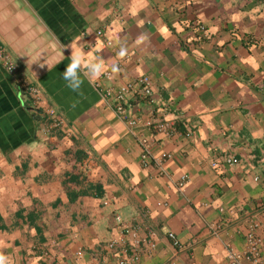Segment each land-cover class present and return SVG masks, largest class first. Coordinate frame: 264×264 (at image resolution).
<instances>
[{"label":"crops","instance_id":"obj_1","mask_svg":"<svg viewBox=\"0 0 264 264\" xmlns=\"http://www.w3.org/2000/svg\"><path fill=\"white\" fill-rule=\"evenodd\" d=\"M0 46V264L264 259V0H0Z\"/></svg>","mask_w":264,"mask_h":264},{"label":"built area","instance_id":"obj_2","mask_svg":"<svg viewBox=\"0 0 264 264\" xmlns=\"http://www.w3.org/2000/svg\"><path fill=\"white\" fill-rule=\"evenodd\" d=\"M101 31H96V34H100ZM108 44L109 42L106 41ZM0 66L9 74L16 72V64L12 61L10 56L4 51V49L0 46ZM104 78H109L110 74L108 72H103ZM27 88V94L34 102H37L39 99L38 91L35 87L32 86H26ZM128 92H131L135 99L133 103L128 101L127 95ZM105 96L110 97L113 105L114 110L118 114H124L126 110L132 106H135L138 103H149L151 102V84L149 79L146 76H141L137 78L133 84H126L123 86H120L116 89L107 87L105 88L104 92ZM47 115L50 117L51 124L53 126H57L60 123V118L58 115L55 114V112L51 109L45 110ZM130 124H134L135 120H129ZM143 124L145 126H151L154 128L159 127L158 124H154L153 121L150 118H145L143 120ZM138 143L141 147V153L139 155V160L141 163H145L146 159L148 157L149 148L151 145L150 140H147L146 138H139ZM167 157V155L161 154L159 157V160L164 159ZM158 161V160H157ZM225 164H232L234 161L231 158H225L223 160ZM210 165L212 167H216V162H211ZM186 181V175L182 174L179 177L177 188H181L184 182ZM118 217L115 216V219ZM166 236L171 240V243L173 246L177 245V241L175 240L173 234L171 232H167ZM245 248L240 254H229V259L232 264H235L239 258H244L245 260L249 261L250 264H264V259L260 258L259 251H258V245H259V239L254 235L253 232H247L245 234ZM109 246L112 245V243L108 244ZM99 264V263H98ZM125 264V263H122Z\"/></svg>","mask_w":264,"mask_h":264}]
</instances>
